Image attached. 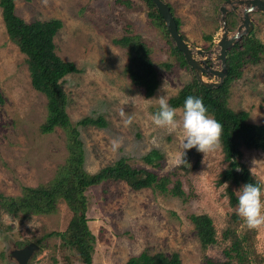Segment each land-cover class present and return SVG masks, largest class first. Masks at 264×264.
I'll return each instance as SVG.
<instances>
[{"label":"rangeland","instance_id":"1","mask_svg":"<svg viewBox=\"0 0 264 264\" xmlns=\"http://www.w3.org/2000/svg\"><path fill=\"white\" fill-rule=\"evenodd\" d=\"M126 1L130 7L117 0L16 2L18 15L27 22L58 19L63 23L54 41L56 52L80 70L68 75L63 83L72 122L102 116L107 124L105 128L79 127L86 151V171L97 173L124 158L133 167L154 171L160 177L177 174L173 180L182 182L189 197L185 201L154 189L135 191L124 182L114 181L92 188L87 193V218L96 241L94 264H126L144 251L169 257L179 253L182 264H203L204 255L216 262L227 261L225 251L231 242L224 239V234L228 230L236 231L240 239L248 238L244 247L250 264H264V230H249L237 214L238 203L231 204L229 185H218L221 173L229 165L222 148L206 156L195 153L193 148L192 155H188L189 150L186 152V164L176 166L174 154L183 151L181 134H170L151 123L149 115L159 110L155 99L166 95L170 100L194 77L191 68L183 67L172 55L170 40L148 18L145 2ZM165 1L174 9L181 22V34L192 46L209 50L211 42L206 38L218 41L222 27L220 9L227 0ZM233 14L239 26V16L230 12V31L237 29L230 26L228 17ZM252 18L254 35L264 44V14L253 13ZM131 31L150 47L157 66L170 65L158 68L160 87L153 98H146L130 82L125 75L129 56L113 43ZM229 106L249 112L253 124L264 123V58L257 65H247L243 77L233 83ZM121 110L133 116L129 127L123 125ZM46 118L47 99L32 87L27 58L10 40L0 8V194L16 198L22 196L24 187L47 185L65 164L66 134L62 129L42 134ZM116 139L121 144L114 151L112 141ZM153 150L163 153L161 167H150L144 161ZM242 162L264 189V153L244 150ZM241 188H232L237 199ZM57 207L54 214L18 217L0 207V264H18L12 252L31 243L40 249L29 264H82L76 250L65 248L60 237L49 236L65 232L73 217L64 201ZM192 214L211 217L217 232L218 243L205 254L189 219Z\"/></svg>","mask_w":264,"mask_h":264},{"label":"trees","instance_id":"2","mask_svg":"<svg viewBox=\"0 0 264 264\" xmlns=\"http://www.w3.org/2000/svg\"><path fill=\"white\" fill-rule=\"evenodd\" d=\"M18 0H0L2 18L10 40L19 48L27 58L28 70L32 87L47 99V118L41 126L42 134L49 135L62 129L67 138L68 156L65 164L60 167L55 178L47 185L37 188L24 187L22 196L6 197L0 194V207L9 215H50L57 211V205L64 201L73 212V217L67 230L63 233H51L50 237L58 236L62 239L63 246L79 253L82 264H94L93 251L95 237L89 227L87 218L89 199L87 193L108 181L124 182L133 190L140 191L154 189L162 194H169L183 200L189 199L183 189V184L173 173L160 177L156 172L145 168H135L126 159H120L94 174L85 169L86 151L81 140L79 127L105 128L107 126L102 116L84 117L76 123L68 113L69 99L63 88L64 79L71 74L80 73L76 65L61 59L56 52L55 38L63 28V23L58 19L27 22L20 17L16 10ZM119 3L130 7L126 0H117ZM149 10L148 18L170 40V50L183 67L189 66L183 54L174 45L164 19L152 0H143ZM171 7V5H169ZM172 12L174 9L171 7ZM174 13V12H173ZM231 29L237 27V18L230 15ZM178 29L181 31V22L176 18ZM130 31V30H127ZM132 34V35H131ZM131 34L113 41L114 45L126 50L129 62L125 66V75L130 82L140 89L146 98H153L159 87L160 81L158 68H170L164 64L157 66L151 58L152 51L138 35ZM184 40H187L183 36ZM212 41L211 37H207ZM264 58V44L255 37L254 31L244 37L228 53L229 74L224 84L219 89H206L202 87L193 73V81L184 86L177 96L169 100L170 106L183 109L188 96L202 98L208 113L223 127L222 151L225 162L229 165L221 173L218 185H229L228 193L231 204L238 203L232 188L243 187L245 184H258L263 189V184L256 180L249 167L242 162L244 150L262 151L264 153V123L253 124L250 122V113L235 111L229 106L231 87L233 83L243 77L247 65H257ZM157 112V111H155ZM195 149V148H194ZM193 149L188 155H192ZM195 153H199L195 149ZM164 156L159 150H153L144 157L150 167H161ZM184 169V167L182 168ZM190 221L195 229L196 238L201 244L204 254L218 243L217 232L213 220L208 215L190 216ZM238 237L236 231L228 230L224 234L225 240H230L231 245L225 254L227 261L216 262L207 255L203 257V264H250L248 252L244 244L247 237ZM39 246V245H38ZM126 264H182L179 253L170 257L164 253L150 255L147 251L132 257Z\"/></svg>","mask_w":264,"mask_h":264},{"label":"clouds","instance_id":"3","mask_svg":"<svg viewBox=\"0 0 264 264\" xmlns=\"http://www.w3.org/2000/svg\"><path fill=\"white\" fill-rule=\"evenodd\" d=\"M175 18L177 17L175 16ZM180 33L182 32L180 31ZM186 41L189 42L188 40ZM212 41L210 42L213 46L211 47L210 45L209 49L213 48L217 42L213 39ZM152 100L145 101L151 102ZM155 100L158 102L159 110L149 115L151 123L156 128L166 130L170 134L177 132L181 134V148L183 151H178L174 154L173 162L176 166L186 164V152L193 148L203 153L204 156L221 150L223 127L214 116L208 113L202 98L188 96L185 99L183 109L170 106L166 95L160 96ZM178 113H180V118H177ZM120 116L124 127H129L134 122L133 116L125 114L123 110H121ZM120 144L121 141L119 139L113 140V150L118 149ZM237 214L249 230H264V189L260 185L249 183L240 189Z\"/></svg>","mask_w":264,"mask_h":264},{"label":"water","instance_id":"4","mask_svg":"<svg viewBox=\"0 0 264 264\" xmlns=\"http://www.w3.org/2000/svg\"><path fill=\"white\" fill-rule=\"evenodd\" d=\"M162 15L167 30L176 48L183 54L187 65L193 70L197 82L206 89H219L223 86L229 74L228 53L244 37L254 31L252 13L264 14V0H227L221 7L222 27L220 38L216 46L204 50L198 46H192L183 39L170 6L164 0H152ZM230 6V7H228ZM241 9V14L240 13ZM236 13L239 16V26L235 31H230L227 25V15ZM40 247L31 243L22 249L12 252V256L18 264H29L34 253Z\"/></svg>","mask_w":264,"mask_h":264},{"label":"flooded vegetation","instance_id":"5","mask_svg":"<svg viewBox=\"0 0 264 264\" xmlns=\"http://www.w3.org/2000/svg\"><path fill=\"white\" fill-rule=\"evenodd\" d=\"M227 2V1H226ZM213 46V44L211 45V47Z\"/></svg>","mask_w":264,"mask_h":264}]
</instances>
